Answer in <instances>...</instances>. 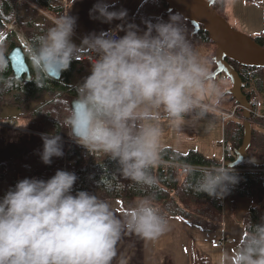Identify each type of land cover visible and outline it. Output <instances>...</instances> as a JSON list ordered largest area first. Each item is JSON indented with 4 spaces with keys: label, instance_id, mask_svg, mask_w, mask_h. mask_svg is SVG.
Instances as JSON below:
<instances>
[{
    "label": "clouds",
    "instance_id": "1",
    "mask_svg": "<svg viewBox=\"0 0 264 264\" xmlns=\"http://www.w3.org/2000/svg\"><path fill=\"white\" fill-rule=\"evenodd\" d=\"M88 15L103 24L119 23L90 32L77 44L78 17H59L28 47L36 83L58 78L86 48L89 74L77 85L67 119L69 136L88 153H103L123 178L151 189L159 184L152 169L163 150L162 114L168 127L179 131L186 116H206V96L218 99L223 93L211 62L188 39L182 13L169 9L167 20L142 17L141 27L129 19L127 8L96 0ZM8 67L0 49V75ZM12 84L0 80V91ZM40 135L42 163L50 165L54 157L64 156L60 134ZM242 162L258 164L255 157L210 168L185 162L186 187L223 199L240 182L236 165ZM77 179L74 172L58 169L47 180L24 178L6 191L0 198V264H113L126 233L154 240L168 230V219L151 199H139L121 218L96 194H73ZM119 264H127L126 258L121 256ZM219 264H264V217L236 249L221 251Z\"/></svg>",
    "mask_w": 264,
    "mask_h": 264
},
{
    "label": "trees",
    "instance_id": "2",
    "mask_svg": "<svg viewBox=\"0 0 264 264\" xmlns=\"http://www.w3.org/2000/svg\"><path fill=\"white\" fill-rule=\"evenodd\" d=\"M27 1L55 19L64 15L65 7L60 0ZM121 5L122 0L115 4L116 8H120ZM212 8L223 17L226 1L215 0ZM142 17H163L167 20V3L165 0H143L133 14L132 20L141 24ZM3 23L16 25L17 30L25 36L31 45H35L38 37L54 26L52 22L41 16L28 4L18 2V0H0V49L5 52L7 58L10 51L18 46V41L15 35L8 32L7 28L2 25ZM184 23L187 27L188 39L192 42L195 50L200 46L213 45L215 47L202 26L198 32L193 33L194 27L191 23L185 19ZM141 27H143L142 24ZM253 40L264 46L263 38L257 37ZM26 60L30 73L29 78L22 76L16 79L10 62L8 70L0 75V80L10 79L13 81L12 87L0 91V114L6 106L15 107L23 118L24 123L21 126L35 133L29 134L0 128V198L21 179L35 177L47 180L58 169L70 170L78 177L73 194L78 190H86L107 201L118 200L126 211L133 207L135 200L147 197L152 200L155 206L159 207L161 214L168 221L180 219L206 233L220 229L223 211L217 199L186 187L185 175L178 176L172 169L164 170L162 166L157 165L152 169V173L158 177L159 184L147 189L123 178L115 163L104 154L83 158L79 150L71 146L66 139L70 137L67 119L70 114L71 102L77 97V86H73L72 77L83 72L86 67L73 61L71 67L62 72L58 80L48 79L43 82L42 86H38L35 70L27 54ZM228 62L233 66L243 83L244 95L249 98L255 92L260 97V106L264 104V68L242 67L229 60ZM261 115V119H251L252 135L247 150L249 156L258 160L264 158V114ZM241 120L243 119L239 114V117L226 125L224 137L234 154L229 158L228 164L235 161L236 152L243 143L244 134ZM41 133L60 134L63 138L65 154L60 158L54 157L50 165L42 163L39 156L43 149V141L39 135ZM161 159L183 164L189 162L200 167L216 164V161L207 159L198 151L190 150L187 153H180L170 147L163 148ZM236 169L241 170L237 172L240 182L232 188L226 198L231 200V203L239 198L248 199L251 202L252 207L241 221L244 236H246L251 226L261 222L260 210L264 207L261 173L247 170L262 168L242 162Z\"/></svg>",
    "mask_w": 264,
    "mask_h": 264
},
{
    "label": "crops",
    "instance_id": "3",
    "mask_svg": "<svg viewBox=\"0 0 264 264\" xmlns=\"http://www.w3.org/2000/svg\"><path fill=\"white\" fill-rule=\"evenodd\" d=\"M62 5L65 7L64 15H67L68 13L70 15H74L78 17L77 21V28H76V34L73 37L74 42L77 44L81 43V39L86 36L90 32H99L101 30H107L110 27H115V24L119 23V21H114L112 25L103 24L99 21L91 20L89 19V9L93 6V4L96 2V0H60ZM143 0H122L121 7L127 8L129 11V19L132 20L133 14L137 10L138 6ZM226 1V8L228 6L227 0ZM111 3H117L119 0H109ZM235 4L238 7L239 12V24L241 27V32L244 34L252 37L262 38V33L264 32V0H233ZM120 35H123V33H120ZM264 41V39H263ZM86 48L82 49V51H85ZM211 71L213 72L214 68L212 65ZM89 74V68H85V70L81 73H77L72 77V84L73 86H77L80 82H82V79ZM77 75V76H76ZM81 75H84L83 78L80 77ZM77 79L74 82V79ZM209 99L208 97L205 98ZM213 116V115H211ZM189 117H193L189 116ZM208 117V116H207ZM206 117V118H207ZM217 117V116H215ZM188 118V117H186ZM185 118V119H186ZM161 126L166 127L168 125V122L166 119L163 118V114L161 116ZM163 134H168L167 128L163 130ZM163 148L164 147H170L175 151H179L174 145L166 143H162ZM203 150V149H202ZM180 152V151H179ZM181 153V152H180ZM203 154L207 159H212L216 162L220 161L221 157V151L213 157L210 154L204 153L203 151L200 152ZM139 199L135 200L133 203V206ZM248 202H239V201H232L230 206L234 204V207L237 208L239 205L241 206L242 213L239 215H246L247 210L250 209L251 203L248 199H246ZM110 205L112 206L113 210L117 213L118 216L123 218L124 214L127 212L121 205V203L118 200H112L108 201ZM231 206V207H232ZM227 208L226 205L223 208V216L225 213V226L223 230H220L217 234L214 236H206L205 240H199L195 239V231L197 228L192 226L191 224L187 222H181L177 219H171L169 220V227L168 230L163 233L161 236H159L157 239L154 240H146L139 235L135 233H126L119 244L117 245V252L118 256L115 260H113V264H119V260L121 256L126 258L127 264H167L169 262V256L167 255V249H168V238L170 232H177L181 234L182 236L186 237L183 239V246L186 247V258L185 262L182 264H193L195 263L194 257H192L191 253V247L194 246V240L198 246H201L200 252L198 251L197 257L201 264H210L213 263V261L209 262L208 260H213L215 256H218V252L216 251H222V250H232V246H227L228 244H233V239H231L230 234L228 239L226 236L227 232V224H226V216H227ZM235 210V212H236ZM245 210V212H244ZM231 211V210H230ZM232 212V211H231ZM231 214V213H230ZM245 217V216H244ZM240 228L235 229L236 232H232L234 235V238H240L244 232V228L241 224ZM223 225V220H222ZM221 225V228H222ZM209 234V233H208ZM211 234V233H210ZM244 237L243 236L236 242L235 249L237 248V245L239 241ZM223 240H227V244L223 246H219L217 248H213L212 245L218 242H221ZM186 241V242H184ZM164 248L166 250V256L163 257L162 252ZM171 264H175V260L173 258Z\"/></svg>",
    "mask_w": 264,
    "mask_h": 264
},
{
    "label": "rangeland",
    "instance_id": "4",
    "mask_svg": "<svg viewBox=\"0 0 264 264\" xmlns=\"http://www.w3.org/2000/svg\"><path fill=\"white\" fill-rule=\"evenodd\" d=\"M227 3H228V6L223 13V17L225 18V20L229 22V24L231 25L233 29H235L236 31L240 33H243L241 32V27L239 24L240 20H239V12H238L237 5L235 4V2H233V0H227ZM51 17L54 18L53 16ZM196 51L199 53V55L202 58L209 60L211 62L210 65L216 68L214 61H213L216 47H214L213 45L200 46L196 49ZM83 76L84 75H81L80 77L83 78ZM76 80L77 79L75 78L74 82ZM214 81L219 86L223 95L220 96L218 99L214 95L206 96L209 99H206L204 102H210L213 106L217 107L218 109H227V110L232 109L236 105V103H235V100L231 97V95L227 93L232 88V84L230 80L226 77L225 81L223 82L222 80H220L219 77H217L216 79H214ZM259 111L261 114H264V104H261ZM0 117L2 119H13L15 124H17L18 126H21L24 123L23 118L19 115L17 109L12 106H6L5 108H3L0 114ZM241 121L243 123V120ZM166 128L168 130V134H163L162 143H165V145L166 143L174 145L177 149H179L181 153H187L190 150L198 151L199 153L203 151L204 153L210 154L213 157V155L216 156L221 151L219 147V143L222 141L223 136H222L221 121L218 117L208 116L207 118L204 117L201 119L197 117L196 115H193V117L186 118L185 125L179 131L169 128L168 125H166V127H163V130H165ZM236 201L248 202L244 198L236 199ZM230 202L231 200L229 199L226 200V207H228L227 216H226V224H227V232H226L227 236L226 237L230 239L229 238V234H230V237L231 239H233L234 243L228 244L227 246L228 247L232 246V250H234L236 242L243 236L244 232L240 238H234V235L232 234V232L234 233L236 232L235 229L240 228L239 223L243 221L245 215H242L239 217V215L242 213L241 206L239 205V207L236 210V207H234V204L233 206L231 205L232 207L230 206L231 204ZM251 207H252V204H251ZM260 213H261V217H264V207L260 210ZM177 220H180V219H177ZM180 221L185 223V221L183 220H180ZM224 226H225V213L223 216L222 228L220 227V229H218L217 231L212 232L211 234L210 233L208 234L194 226L195 228H197L194 233L195 235L194 238L199 239V240L200 239L205 240L206 236H212V235L214 236L215 234L220 232V230H223ZM185 237L186 235L182 236L181 234L177 232L169 233L168 249H167V255L169 256L168 257L169 262L167 264L172 263L171 261L172 259L170 258H173L175 260V264H182L185 262L186 249H187L186 247L183 246V239ZM200 248L201 246H198L194 240V246L191 247V251H192L191 255L195 259V263L193 264H201L197 257L198 251L200 252ZM162 249H163L162 255L163 257H165L166 250L164 248ZM216 252H218L219 255L215 256L213 260L211 259L208 260L209 262L213 261V263H210V264H219V256H220L221 251H216Z\"/></svg>",
    "mask_w": 264,
    "mask_h": 264
},
{
    "label": "water",
    "instance_id": "5",
    "mask_svg": "<svg viewBox=\"0 0 264 264\" xmlns=\"http://www.w3.org/2000/svg\"><path fill=\"white\" fill-rule=\"evenodd\" d=\"M165 2L168 5V10L182 13L184 19L188 20L194 27L193 33L198 32L202 26L215 45L216 51L213 61L216 68L212 72L213 79L224 75L230 80L232 88L227 93L243 110V143L237 150L236 159L232 164H236L242 159L247 160L248 157H251L247 154V150L252 135L250 114L248 112L249 103L243 93V83L228 60L242 67L264 68V46L259 45L251 37L233 29L229 22L212 8L215 0H165ZM8 59L16 79L22 76L30 77L26 54L20 46H16L10 51ZM60 77L61 74L54 80H58ZM253 166L263 168L264 158L258 160V164Z\"/></svg>",
    "mask_w": 264,
    "mask_h": 264
},
{
    "label": "built area",
    "instance_id": "6",
    "mask_svg": "<svg viewBox=\"0 0 264 264\" xmlns=\"http://www.w3.org/2000/svg\"><path fill=\"white\" fill-rule=\"evenodd\" d=\"M18 2L28 4L33 9H35L41 16H43L44 18H46L47 20H49L55 25L56 19L52 18L47 12H45L41 8L34 6L27 0H18ZM3 24L7 28L8 32H11L15 35L18 41V45L22 48L24 53L27 54L28 47L30 44L28 40L24 37V35L17 30V26L14 24H5V23ZM262 37L264 38V32L262 33ZM74 61L78 62L84 67H90V59H89L88 50L85 49V51H82L79 60H74ZM219 78L223 82L225 81V76H221ZM205 103L208 105V111L205 117L214 115V116H217L221 121L222 136H223L222 141L219 143V147L221 150V158L219 162H217L216 164H212L211 166H207V167L197 166V167L210 168L214 166H223L225 164H228L229 158H231L234 155L231 146L226 142L225 137H224L226 125L228 122L239 117V114L242 115L243 110H242V107L238 104H236L232 109L227 110V109H218L217 107L213 106L210 102H205ZM248 103H249L248 112L250 114V119H253V120L261 119L262 115L260 114V111H259L260 100H259L257 93L253 92V94L250 95V97L248 98ZM0 128L10 129V130H15V131H22V132L29 133V134H35L32 131L24 129L22 126H18L17 124H15L13 119H1ZM66 140L71 146H74L79 150L83 158L87 159L93 156H100L103 154L101 152H91L90 154L88 153L87 149L75 143L71 137H69ZM158 165L162 166L164 170H167L169 168L172 169L175 172V174L178 176H184L183 167H182L183 163H179V162H175V161L167 160V159H160ZM66 171H70V170H66ZM238 171H241V170L236 169V172ZM247 171H254V172L261 173V185L264 188V168L251 169ZM226 200H227L226 197L223 199H217L218 204L222 207V211H223L224 206L226 205ZM227 242H228L227 240H223L221 242L213 244L212 247L217 248L219 246L225 245Z\"/></svg>",
    "mask_w": 264,
    "mask_h": 264
},
{
    "label": "bare ground",
    "instance_id": "7",
    "mask_svg": "<svg viewBox=\"0 0 264 264\" xmlns=\"http://www.w3.org/2000/svg\"><path fill=\"white\" fill-rule=\"evenodd\" d=\"M57 20V19H56Z\"/></svg>",
    "mask_w": 264,
    "mask_h": 264
}]
</instances>
